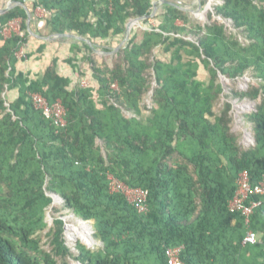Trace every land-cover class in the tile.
Segmentation results:
<instances>
[{
  "label": "trees",
  "instance_id": "trees-1",
  "mask_svg": "<svg viewBox=\"0 0 264 264\" xmlns=\"http://www.w3.org/2000/svg\"><path fill=\"white\" fill-rule=\"evenodd\" d=\"M223 1L216 16L232 21L248 44L228 35L212 14L210 24L189 28L188 15L165 4L156 15L160 24L140 42L135 34L114 66L100 63L85 42L64 37L58 41L73 43V57H56L39 73L17 67L27 68L47 47L41 41L18 58L24 45L37 41L28 32L27 10L16 6L0 15V264H69L70 258L168 264L166 250L182 246L184 264H264V197L248 201L262 202L249 223L229 209L240 174L248 172L253 185L264 178V0ZM14 2L28 7L34 32L42 23L43 37L76 35L104 51L132 19L147 17L149 25L154 7V0ZM38 10L46 12L44 19L36 17ZM18 19L21 33L6 38ZM83 53L98 87L71 90L60 63L81 76ZM247 74L259 82L244 92L229 86L226 96L255 103L245 118L255 144L245 148L243 134L233 131L232 103L220 111L218 105L225 93L220 76L236 82ZM37 94L49 105L60 103L65 123L38 107ZM111 178L147 192L148 213H139L123 192H112ZM53 196L61 209L94 223L101 249L79 241V256L70 253L64 220L47 223ZM47 230L51 252L42 245ZM250 232L257 243L243 245Z\"/></svg>",
  "mask_w": 264,
  "mask_h": 264
},
{
  "label": "rangeland",
  "instance_id": "rangeland-1",
  "mask_svg": "<svg viewBox=\"0 0 264 264\" xmlns=\"http://www.w3.org/2000/svg\"><path fill=\"white\" fill-rule=\"evenodd\" d=\"M157 0H154V2ZM169 2V1H168ZM157 3V11L155 12L154 16L151 17V22L150 24H145L143 21H145L147 19V17H144L141 21H136V19H132L126 26V31L127 28L129 29V34L127 32H125L124 35H120V36H116L115 38L110 39V41L108 40V43L104 46V47H110L112 50L111 51H104V49L101 48V46L99 47H95L94 46V55L98 56V60L100 63H104L111 66H114L115 62L117 61V55L118 53L121 52V50L126 46V44L129 42V40L136 34L137 35V40L138 42L142 41V35L143 32L145 31H149L151 28H156L159 24H160V18H157L156 15L161 12L164 11V5L165 4H160L159 2ZM224 4L223 0H205V4H201V10L197 11V8L199 7V4L197 2V0H189V3H185L184 0H182L179 4H177L178 6H180L181 8H187V9H191L193 11H196V13H193L191 11H185L182 10L184 13H186L188 15V19H189V24L188 27L192 28L196 25L201 24L202 26H205L207 24H210V20H209V16L210 14L213 15L214 20H218L219 22L225 24V28L227 31L228 35H232L234 37H236L242 44H248V40L247 38H245V36L243 35L242 32H240L237 28L234 27L232 21H227L226 19H222L220 17L216 16V12H215V8L218 6H222ZM169 5V4H166ZM16 6H14L13 8H15ZM38 14L41 16V18L46 17V12L44 10H39ZM135 20V21H134ZM178 25H184L183 22H178ZM21 26H22V21L21 20H17L16 22H13L8 29H6L5 34L9 36H12V34H20L21 33ZM42 26V23L41 25ZM53 38V37H50ZM188 39H190L191 41H195L196 39L193 35H188L187 36ZM59 38H53L52 40H46L45 42H47V44L51 45V44H55L58 43ZM107 42V41H106ZM73 46V43L71 41H65L60 43L59 47L56 50L51 51L49 54L52 56L54 54H58L57 57L60 60L65 59V61L68 58H72L73 55H71L72 53L70 52L71 48ZM23 47L26 48V46L24 45ZM103 47V46H102ZM157 51H159V49H157ZM158 53V52H157ZM20 52L18 54V58L21 59ZM84 53L83 55L80 54L78 55L79 58V67H80V71L83 72V74L81 76L77 75L76 73H74L70 66L64 63H60V71L65 75V76H69L71 78L72 81V85L70 86V89H75L77 87H89L91 85H95L96 87H98L97 82L93 79V74L91 72V67L90 64L84 59ZM54 58V57H53ZM52 58V59H53ZM119 62V61H118ZM50 64V63H49ZM221 78V82L223 83L224 87H225V93L222 96V99L218 105V110L220 111L221 109H223L224 105L227 102H231L233 109H232V113H233V118H234V127H233V131L235 133L237 132H241L243 134V139H242V146L247 148L249 146H252L255 142L253 137L248 133L247 130H249L250 132V124H248L246 122V117L247 114H250L251 112H253L255 110V103L249 101V100H238V99H230L226 96L231 94V89H238L239 91H247L250 88V85H255L257 82H259V80H257L256 78H252V76L250 74H247L246 76H244L243 78H240L238 81H231L226 79L223 76H220ZM155 86V84H154ZM152 92L149 93L148 96V100L146 101L147 105H151V98H152ZM95 100H98V95L97 93L95 94ZM126 115L128 116H133L132 114L134 113H129V112H125ZM63 205V202L59 199H55V202L53 204L52 207H50L47 211V223L49 225V227L53 226V222L55 218H59L61 217L64 222H65V240H66V245L67 247L70 249V253L73 256H79V252L77 249V244L80 241L84 246H86L88 249H92V250H99L102 248L103 244L100 240H98L95 237V229H94V223L91 222H83L82 220H80L79 218L76 217V215L73 212H69L67 210L61 209ZM58 208V212H54V208ZM81 225H84V227H87L88 230H90V236H89V244L86 243L85 240L81 239V238H76L74 235V227H80ZM48 233L49 230H47L43 235V249L51 252L53 250V247L50 243V239L48 237ZM74 234V235H73ZM59 264H63L62 261H59ZM69 264H80L78 261H76L75 259L70 258L68 260Z\"/></svg>",
  "mask_w": 264,
  "mask_h": 264
},
{
  "label": "built area",
  "instance_id": "built-area-1",
  "mask_svg": "<svg viewBox=\"0 0 264 264\" xmlns=\"http://www.w3.org/2000/svg\"><path fill=\"white\" fill-rule=\"evenodd\" d=\"M23 47L21 48V50ZM20 50V52H21ZM34 100L38 104V107L44 110V113L51 117L56 123H65L63 121L64 109L59 104L49 105L47 100L40 95H34ZM112 180V192H123L127 195L130 202L136 205L139 213L147 214V192L143 190H131L118 180L111 178ZM261 195L264 197V178H262L257 184L252 185L250 175L248 172H243L239 176L238 190L229 203V209L233 212H241L247 219V223L250 222V216L253 214L255 208H258L262 202L252 201L248 203L252 196ZM257 234L250 232L243 242V245L256 244ZM184 247L168 248L166 250V258L168 264H184L182 260V253Z\"/></svg>",
  "mask_w": 264,
  "mask_h": 264
},
{
  "label": "crops",
  "instance_id": "crops-1",
  "mask_svg": "<svg viewBox=\"0 0 264 264\" xmlns=\"http://www.w3.org/2000/svg\"><path fill=\"white\" fill-rule=\"evenodd\" d=\"M14 0H7V1H4V0H0V10H4V9H6L9 5H10V3L11 2H13ZM182 0H175V2H178V3H180ZM185 1H187L186 2V4L187 3H189V0H185ZM198 2V1H197ZM16 3V2H15ZM199 3V2H198ZM201 4L203 3L202 2V0H201V2H200ZM16 6H21V5H19L18 3L16 4ZM23 7V6H22ZM23 8H25V7H23ZM26 10V9H25ZM39 11V10H38ZM38 11L36 12V17L38 18V19H44V18H41V16L38 14ZM18 20H20V19H18ZM33 20V19H32ZM17 21V20H16ZM16 21H13V22H16ZM39 20H37L36 21V23L38 22ZM13 22H11L10 24H9V26L13 23ZM31 22V21H30ZM30 22H29V19H28V21H27V27H28V32H29V30H31L33 33H35L36 35H38V36H42L43 35V31H45V29L43 28V27H41L40 25H41V23H39L38 24V28H37V30H38V33H36V32H34L33 31V29H31V26H30ZM9 28V27H8ZM40 28H42V30H40ZM30 33V32H29ZM30 35H31V33H30ZM8 35H6L5 34V37L6 38H10L11 36H9V37H7ZM31 36H33V35H31ZM33 37H35V36H33ZM43 37V36H42ZM35 39L37 40V41H31V44L29 45V46H26V49H28V50H31L32 48H34V46H40V44H39V42H41V41H46V40H44V39H41V38H38V37H35ZM58 41V40H57ZM37 44H39V45H37ZM46 45H47V47H46V49L44 50V54L43 55H34L33 57L35 58V59H33L32 60V62L30 63V64H28V66H27V68H21V66H20V64H19V66L17 65V67H18V69H25V71H30V70H32L34 73H39V71H42V70H45L47 67H48V65H49V63H50V61H52V58L54 57V58H56L55 56H57L58 54H54V55H50L49 53L51 52V51H53V50H56L58 47H59V45H60V42L58 41V43H53V44H51V45H49V44H47V42L45 43ZM20 55H22L21 56V59L20 60H23L24 58L23 57H25L26 58V56H25V47H23V49L21 50V52H20ZM53 58V59H54ZM22 64V63H21ZM8 106H9V104H7Z\"/></svg>",
  "mask_w": 264,
  "mask_h": 264
},
{
  "label": "water",
  "instance_id": "water-1",
  "mask_svg": "<svg viewBox=\"0 0 264 264\" xmlns=\"http://www.w3.org/2000/svg\"><path fill=\"white\" fill-rule=\"evenodd\" d=\"M199 3V7L197 8V11H200L201 10V0H197ZM156 2H159L160 4H169V5H171V6H175V7H177L179 10H185V11H191V12H193V13H196V11H193V10H191V9H187V8H184V7H180V6H178L177 4H174V3H172V2H168V1H163V0H157V1H155L154 2V4H153V13H152V15H151V17L152 16H154V14H155V12L157 11V3ZM19 4V5H21V6H23V7H25V9L27 10V13H28V16H29V22L31 21V13H30V10L28 9V7L25 5V4H23V3H20V2H11L10 3V5L6 8V9H4V10H0V15H3V14H5V13H7V12H9L10 10H12V9H14L13 7L14 6H16V4ZM143 18H137L136 19V21H141ZM135 21V20H134ZM29 32L31 33V35H33V36H35V37H38V38H41V39H44V40H52L53 38H64V37H66V38H73V39H77V40H80V41H83V42H85L86 44H88L92 49H94V46H93V44L90 42V40H88V39H85V38H83V37H79V36H75V35H70V34H60V35H55V36H53V38H50V37H42V36H38V35H36L35 33H33L31 30H29ZM128 34H129V29L127 28V31H126ZM53 197H55V196H53ZM56 199V198H55Z\"/></svg>",
  "mask_w": 264,
  "mask_h": 264
},
{
  "label": "bare ground",
  "instance_id": "bare-ground-1",
  "mask_svg": "<svg viewBox=\"0 0 264 264\" xmlns=\"http://www.w3.org/2000/svg\"><path fill=\"white\" fill-rule=\"evenodd\" d=\"M73 231L75 233V235L74 234L73 235L76 238H81V239L85 240L86 243L89 242L90 230H88L87 227H84V225H81L80 227H74Z\"/></svg>",
  "mask_w": 264,
  "mask_h": 264
},
{
  "label": "clouds",
  "instance_id": "clouds-1",
  "mask_svg": "<svg viewBox=\"0 0 264 264\" xmlns=\"http://www.w3.org/2000/svg\"><path fill=\"white\" fill-rule=\"evenodd\" d=\"M175 4V3H174ZM203 4V3H202ZM76 36V35H75ZM248 131V133L253 137V139H254V136H253V134L251 133V132H249V130H247ZM254 142H255V139H254ZM255 144V143H254ZM253 144V145H254ZM250 179H251V176H250ZM238 180H239V177H238ZM238 180H237V183H238ZM251 184H252V181H251ZM257 184V183H256ZM253 185V184H252ZM54 198H56V199H58L57 197H54Z\"/></svg>",
  "mask_w": 264,
  "mask_h": 264
}]
</instances>
